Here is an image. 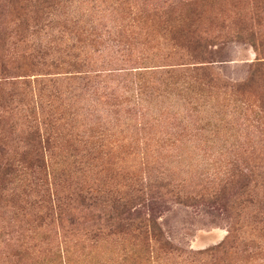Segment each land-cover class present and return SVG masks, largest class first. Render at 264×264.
Instances as JSON below:
<instances>
[{
	"label": "rangeland",
	"instance_id": "obj_1",
	"mask_svg": "<svg viewBox=\"0 0 264 264\" xmlns=\"http://www.w3.org/2000/svg\"><path fill=\"white\" fill-rule=\"evenodd\" d=\"M186 1L189 0H59L49 10L50 17L45 22L49 23L48 28L33 34L28 39L33 42L29 46L41 54L37 46L43 47L63 37L62 44L56 41L62 50L57 56L69 54L62 52L74 44L80 47L72 50L74 54L80 49L82 58L90 63L87 70L101 77H48L56 81L46 85L48 90L42 100L38 98L44 93L36 89L32 92L34 104L12 106L6 100L7 90L0 79V117L4 120L0 137L5 155L23 148L16 140L18 133L10 127L22 132L28 106L39 111L42 103L41 108L47 110L44 104L50 92L56 96L52 107L57 109L55 117L60 119L57 125L70 129L73 136L82 140H88L91 129L97 127L108 136L111 146L118 149L108 158L123 171L118 184L145 177L154 184L150 195L158 199L155 217L167 239L178 248L180 257L157 261L161 256L158 246L151 243L146 249L144 243L136 241L146 252L149 260L146 264H203L191 254L217 246L229 231L242 240L255 239L252 235L258 227L255 223L258 205H234L225 210L210 204L187 206L182 199L183 195L208 194L218 184L226 166L237 165L248 173V194L255 202L264 200V118L259 125L248 114L250 126L244 120L247 116L236 108L245 98L231 94L228 88H220L243 82L252 63L264 62V0H199L194 9L180 4ZM120 2L125 3V8ZM144 4L154 8L148 21L131 20L129 11L137 14ZM193 10L198 12L195 20ZM29 11L30 14L26 12L30 16L28 26L42 24L41 15ZM20 15L18 5L12 0H0V78L11 73V62L20 54L21 37L15 33L23 25L21 22H25L19 21ZM190 15L199 32L215 44L210 48L211 65L221 90L213 87L210 97L186 95L176 85L167 86L168 76L163 75L177 71L176 66L192 63L189 50L176 47L171 41L173 35L165 30L169 26L173 28L179 17ZM22 28H18V33ZM146 71L153 75L143 77L150 78L146 82L148 91H143L137 85L145 80L135 74ZM28 73L30 80H43L38 69ZM251 91V101L247 104L257 105L255 99H261L264 93L259 92V87ZM223 92L227 94L225 99ZM21 100L28 102L26 96ZM207 117L212 120L208 122ZM153 138L159 140L155 142ZM9 206L0 201V264L8 263L14 246L28 248L23 264H56L52 254L65 255V245L73 253L69 262L64 256L62 264H142L132 256L123 263L122 255L133 243L116 234L106 235L108 228H104L97 240H92L97 229L91 215L70 226V216L75 213L70 202L63 206L68 209L69 217L64 216L62 225L52 226L22 218ZM142 211L148 214L147 209ZM256 241L261 244L260 240Z\"/></svg>",
	"mask_w": 264,
	"mask_h": 264
},
{
	"label": "trees",
	"instance_id": "obj_2",
	"mask_svg": "<svg viewBox=\"0 0 264 264\" xmlns=\"http://www.w3.org/2000/svg\"><path fill=\"white\" fill-rule=\"evenodd\" d=\"M12 1L18 5L22 14L19 21L25 22H21L23 25L15 29L16 35L21 37L18 40L19 48L21 47L20 54L11 62V73L0 78L6 87V100L9 105L34 104L32 92L37 89L38 93H46L48 90L46 85L56 81L48 77L61 75L69 77L85 75L82 77L73 76L75 77L73 79L101 77L100 74L93 75L90 70H87L90 63L82 58L83 54L80 49L78 54H74L73 51L80 48L74 44L64 48L65 51L62 52L69 54L57 56L62 50L58 49L59 45H56V41L58 40L59 44H62L63 37L56 38L43 47L37 46L41 50V54L37 53L34 47L29 46L30 43L33 44L31 40H28L33 34L48 28L49 23L45 22L49 20V10L56 6L59 0ZM197 1L199 0H189L180 4L194 9ZM120 5L125 8V3L120 2ZM30 9L34 10L37 15H41L42 24L28 26L27 20L30 19V16L26 15V12L30 14ZM153 11V7L144 4L137 14L131 10L129 14L131 20L146 23ZM192 14L195 20L198 17V12L194 11ZM20 27L24 28L21 33H18ZM165 30L173 35L171 41L175 43L176 47H185L190 51L187 52L192 62L176 66L177 71L174 69L165 72L163 75L168 76L165 79L166 85H176L177 89L186 95L198 97H207L209 93L211 94L213 87L221 90L218 88L216 82L218 78L213 73L214 68L211 65L212 51L210 48L215 44L212 41L208 42L205 35L199 32L200 28L192 21L191 15L190 17H179L178 23L173 28L169 26ZM174 36H178V38L174 39ZM51 43H54L52 48ZM33 69L42 72L40 77H43V80L37 78L30 80L28 72ZM16 71L25 73L19 75ZM148 75L153 74L148 71L135 74L137 78L141 79ZM149 79H144V84L137 85L138 89L148 91L146 82H150ZM257 87L260 88L259 92L264 93V62L259 60L249 66L247 77L243 82L220 86L225 90L228 88L231 94H235L237 97L245 98V101L240 102L242 105H237L236 108L244 116L250 114L253 122L260 125L262 124L260 123L261 119L264 118V95L261 99H255L257 105L251 102L255 106V112L253 106L247 104L251 101L250 95L253 94L251 89ZM45 93L38 99L42 100ZM221 95H223V99H225L224 95L227 96L224 92ZM24 96L27 97L28 102L21 100ZM208 97L210 96L208 95ZM47 98L44 104L47 105V110L41 108L42 103L39 111H36L33 106H28L26 125L22 132H17L13 126L10 127L14 133H18L16 140L23 147L20 151L5 155L0 137V201L9 204L11 206L9 207L22 218L23 216L33 218V221L48 226L62 225L64 216L66 218L70 214L69 211L66 212L68 209L63 206L69 202L72 203L75 213L70 216V226L83 221L88 214L93 217V226L97 229V232L93 233L92 240H97L98 236L102 235L104 228H108L106 235L116 234L118 238L128 239L133 243L132 247H128L127 252L122 255L123 263L127 261L126 259H131V256L142 264L149 261L146 258V252L140 248V243L136 244V241L144 243L146 249L151 243L158 246L160 251L158 253H161V256L157 258V261L159 258L168 261L173 257H180L178 248L167 239L155 217V212L159 209L157 207L158 199L150 195L151 188L155 187L154 184L149 182L147 177L139 181L127 179L124 185L122 182L118 184L117 180L121 178L123 171L109 162L108 158H112L111 152L118 151V149L111 146L108 136L99 131L97 127L91 129V136L88 140L79 139L77 135L73 136L70 129L67 130L57 125L60 119L55 117L57 109L52 107L56 96L49 92ZM231 101L234 102V100ZM248 116L244 120L251 126V117L248 118ZM207 120L210 122L212 119L207 117ZM208 124L211 125V123ZM3 126L4 120L0 117V129ZM157 140L159 139H152L155 142ZM128 148L130 149V146ZM17 149L19 150V148ZM108 167L112 170H109ZM249 173H251L250 170ZM247 174L237 165H228L222 171V177L218 184L213 186L212 191H209L208 194L200 197L189 194L182 197L187 206L210 204L213 207L221 206L225 210L234 208V205L259 206L257 218H255L258 227L252 235V237L254 236L252 239H255L242 240L241 237L234 234L235 232L229 231L225 240L217 246L191 254L192 257L202 260L203 264H264V219L260 220L261 217H264V200L255 202L248 194L247 188L250 179ZM165 185L168 186L163 184L162 187ZM235 188L236 191H234ZM239 197L243 198L237 202ZM142 208L148 210L147 215L142 211ZM256 240H260L261 244ZM65 246L67 247L65 255L57 257L52 254L56 264H62L64 256H66L64 260L69 262V257L73 252L70 253L69 246ZM23 248V246H14L9 254L10 259L7 264H23L28 252L27 247ZM186 261L188 260L186 259ZM52 262L54 263V261Z\"/></svg>",
	"mask_w": 264,
	"mask_h": 264
}]
</instances>
